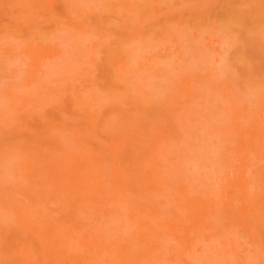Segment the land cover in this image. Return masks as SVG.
Masks as SVG:
<instances>
[{"label":"rangeland","instance_id":"374dc122","mask_svg":"<svg viewBox=\"0 0 264 264\" xmlns=\"http://www.w3.org/2000/svg\"><path fill=\"white\" fill-rule=\"evenodd\" d=\"M183 1L180 3L182 4L181 12L190 20L187 25L181 26L182 30H176L170 34V30L163 29L165 18H162L160 14L157 16L154 12L158 9L155 0L151 2L153 4L151 10L146 11L142 7L122 10V4L117 3L116 0H0V223L16 225L11 221L20 211L23 220L28 219L43 228L49 227L51 232L55 228L57 233L51 241L50 248L52 251L56 249L61 251L66 258L59 260L62 257H57L54 261L53 253H47L44 258L39 255L38 259L42 264H174V261L177 264H207L206 261L209 259L207 255L216 257L214 253L219 251L222 252L221 258L228 257V252H231L233 246L238 254L230 253L232 254L229 257L230 264L236 261L241 264H264V258L261 261L260 257L255 263L256 258L249 249L251 237L261 240L264 236V230L255 229L258 221L237 222L239 224L232 228H226L224 223L228 221V214L224 213L220 206L212 207L210 204L214 197L209 185L201 183V186L206 189L203 201L209 205L205 204V208H201L195 218L192 216L189 219L185 216L186 201L178 197V193L190 185L189 179L193 173L201 175L212 171L214 177L223 175V172L216 173L217 169H222L219 161L211 168L204 166L206 170L201 168L205 158L200 160L202 155L199 153L205 154L206 148L214 151L213 153H220L233 145L229 141L222 143L221 134L216 133L212 128L214 133L212 131L207 133L203 128L212 127L208 122L209 125L204 123L202 127L200 126L201 133L197 126L203 123L202 116L201 122L198 120V124H189V126V122L181 117L187 108L178 111L180 116L178 121L183 123L181 127L184 128L187 124L190 130H195L189 131V134L195 133L194 135L199 136L201 134V139L198 135L197 138L187 133L180 139L179 144L168 147L164 155L166 162L168 159L173 161L180 158L188 152V159L183 162L185 175L174 177L175 182L171 185L159 190L150 184L130 185L131 181L124 167L127 166L131 155L140 154L141 145L159 140L157 135L145 136L142 132L148 127L150 116L161 112V104L157 102L173 98L178 91V86L174 87L176 81H168L170 77L174 78L181 68L187 70L184 71L185 73L197 71L202 75H206L207 69H214L212 72L216 80L206 89L209 96L212 93L216 100L221 99L223 91L219 78L228 83V90L236 83L233 75L229 76L222 72L224 71L222 68H225L224 64H227L225 62L233 58L230 57L232 54H229L228 50L231 49L233 52L231 46L238 45L232 39L242 42L250 31L253 37L258 34L256 37L262 38L261 28L258 27L260 22L254 18L258 12L254 10V17L249 15L239 17L237 15L239 12L232 11L235 7L232 4L234 0H203L205 5L202 4V6L201 0ZM261 1L236 0L235 2L240 3L236 5L239 6L236 8L242 13L241 16L244 13L241 9L247 10L246 8L249 9L251 5L259 4ZM114 3L115 6L112 5ZM261 4L262 2L260 6ZM228 8L232 9V12ZM203 9L208 12L207 15L212 20L218 18L216 21L219 22H216V25L226 24L227 20L225 22L223 19L229 20L227 25L230 21L232 26L236 25L231 28L227 25L217 26L218 29H225V27L228 29L227 32L223 29L225 32L217 30L216 33V28L211 26L213 21L209 20ZM258 9L260 10V7ZM202 12L209 20L207 21V24L211 26L208 27L209 31L198 30L194 25L195 21L199 20L197 17L202 16ZM226 13L229 15L227 16ZM232 17L235 19L233 20ZM246 20L249 26L246 25ZM124 22L134 23L137 30L150 27V37L147 34L150 40L145 42L149 44L151 42L152 51L149 52L150 49L145 42L141 45L137 43L138 40L135 39L137 30L133 34L130 29H123ZM233 28L238 30L237 35L232 33L235 32ZM253 29H257V34H254ZM218 33L221 37L227 33L228 36L230 35V38L225 36L227 40L232 38L230 41L235 43L234 45L228 44L230 41L226 44L222 43L226 47L230 46L228 50L225 47L222 48L226 56L224 53V56L223 54L219 56L217 52L215 54L212 51L218 47L216 41L219 37ZM238 35L241 38L237 37ZM122 36H124L123 43L116 42ZM254 38H252L253 42L257 41ZM100 39L103 40L102 44ZM211 42L213 44H209ZM94 44L97 46L94 47ZM214 44L216 48L212 47ZM207 45H211V48ZM242 45H239L238 49ZM235 48L236 46L234 47L236 51L237 48ZM143 50L148 54L161 55L162 58L166 55L169 57L168 62L171 58L172 60L167 67L164 60L159 62L166 72L163 69L159 70L161 69L159 64L157 65L159 69L156 66L153 67L151 72L155 78L150 79L149 72L145 70L141 78L136 75L130 78L128 74H125L129 77V95L121 107L118 105L117 109L112 111L115 107L109 95L111 92L119 91L121 84L115 80L116 73L113 66L116 61H112L111 56L114 59L124 57L125 60H133V57L136 58L137 54L142 53ZM92 51L97 53V60L93 57ZM128 52H130L129 56ZM89 55L93 57V61L96 60L95 63H91L92 58ZM234 55L235 53L232 56ZM228 56L230 58L225 59L227 61H224V58L218 61L220 57ZM169 67L172 68L169 70ZM183 69L178 74L182 73ZM156 71L160 73L163 71L162 74H165L166 78L170 73L169 76H171L164 79L169 82L165 88L156 86L163 76H159L160 73ZM171 71L175 75H172ZM155 74L159 75L155 76ZM136 79L142 84H147L146 89L151 90L154 99L146 115L147 118L138 121L135 118L140 108L136 106L145 98L132 89L133 81ZM154 80L156 82H153ZM149 81L152 82L150 86H148ZM243 84L237 83L236 88L241 90ZM77 91L82 95L84 106L76 102ZM91 95L104 97L105 105L93 108V103L90 101ZM182 99L184 105L191 106L196 102V107H200L202 104L195 96ZM192 126L195 129L194 127L192 129ZM127 131L131 132V138L124 142L121 135ZM159 135L162 136L163 133ZM52 140L57 141L54 143ZM251 140L257 145H264V135L252 137ZM208 143L218 147L214 149ZM81 146L96 152V154L90 153L84 156L82 165L89 162L88 164L92 166L105 165L109 169L106 171V190L80 194L81 189L66 186V181L62 179L73 168H80L79 160H71L75 162L73 167L65 165L66 167L61 168L60 177L55 181L42 179L43 186L37 178L32 183L24 180L26 173L22 167H26V164L35 161L40 155L60 157L66 150L80 154L84 150ZM201 148H204L203 151ZM195 151L199 155H195ZM113 168L119 172L118 178L110 173ZM240 170L241 168L234 169L230 176L233 178L237 175L235 173H240ZM206 181L209 179L205 178L204 182ZM221 186L218 190L221 191L224 188L227 191L226 195L228 192L237 190V185L233 181L228 185L223 183ZM114 193L115 195L111 197ZM115 196H117L116 199H114ZM142 207H145L144 212ZM242 208V202H239L238 211ZM154 209L157 214L152 212ZM237 209L235 214H240ZM173 210L183 214L182 219L185 218V220L182 223L187 228L193 230L194 225L203 222V227L199 229L200 236H197L196 232L191 235L194 241L189 250L185 243L179 240L181 233L177 224L182 219L176 220L171 213ZM259 210L264 213L263 204ZM137 215L143 216V219L138 218ZM208 220L211 224L217 225V228L208 231L210 227ZM147 225L153 226L154 229L145 232L144 227ZM251 225H254L252 230ZM15 231L7 227L0 228L2 235L0 262L7 253L5 261L8 264L23 263L22 254L16 242L18 233ZM142 232L146 235H142ZM53 234L54 232L52 236ZM28 235L35 236L34 233ZM177 254H181L179 259ZM243 256L246 259L239 261Z\"/></svg>","mask_w":264,"mask_h":264},{"label":"bare ground","instance_id":"6f19581e","mask_svg":"<svg viewBox=\"0 0 264 264\" xmlns=\"http://www.w3.org/2000/svg\"><path fill=\"white\" fill-rule=\"evenodd\" d=\"M176 1H179V2L177 3ZM182 1L183 0H155V2L158 5V9L155 10L154 12L157 16L160 14L162 18H165L163 29L170 30V34L174 33L176 30H182L181 26L187 25V22L190 20L189 18L184 16L185 14L181 12L180 5L182 4L180 3ZM235 1L236 0L232 1V4H234L235 6L234 8L239 7L236 5H239L240 3H237ZM116 2L119 4H122V10L132 9L133 7L139 9V7H142L146 11V10H151V8L153 7L152 6L153 4H151L152 0H116ZM201 2H203L200 4L202 6V4H204L205 2L203 0H201ZM261 2L262 4L260 6ZM261 2L259 4L256 3V5L258 6L254 4L253 5L254 8L250 3L252 7L250 5H249L250 6L249 9L244 7L247 10L239 8L243 10L241 12L245 13V14L243 13V15L241 16L240 14L242 13H240L238 8H236L235 10L234 8L233 10L231 9L232 11L236 13L239 12L237 14L239 17H244L245 15L254 17V14H255L254 10L258 12L257 15L255 14L254 18L259 20L258 22H260L261 27L260 26L258 27L261 28L260 32L262 34V38L260 37L261 35L259 36L260 39L257 38L258 34L256 33V30L258 28L256 30L253 29L255 31L254 34H257L256 35L257 37L254 36L257 40V41L254 40L255 42H253V39H252L254 38L251 34L252 31L247 33L246 35L247 37L245 36L246 38H243V41L246 40L244 43H242L243 41L242 42L239 41L240 42L239 43L237 41H234L231 38L233 42H236V44L238 43V45H235L237 49L239 45L243 44L242 46L239 47L238 49L239 51L236 48H235L236 49L235 51L234 50L235 46L234 47L231 46L233 52L235 53L234 56H232L234 53L231 52V49L228 50V47L230 46L228 45V47H226L225 45H223V44L228 43V41L231 40V39L227 40L228 38L225 37V36H228L227 33L224 34L225 36L223 35V33L225 32L224 30H226L227 32L228 27L229 28L234 27L236 24L233 23L234 26H232L231 24L232 22L230 21L231 26L230 24L227 25L229 20L223 19L225 22L227 20L226 24L220 25L219 23V25H216V22H219V21H216L218 20V18L216 20L215 19L212 20L211 18H209L210 16L207 15L208 12L203 9V12L205 11L209 20L213 21L214 25L212 24L211 26L216 28V33H217V30L224 31L223 33H221V35H223L224 37H221L220 33H218L221 39L219 37L217 38L216 41L218 43V47L216 48L214 44L212 47L216 48V50L212 48L213 49L212 51L215 54L218 53L219 56H222V54L224 53V50L222 48L225 47L226 50L230 51V52L228 51L227 52L229 54H232L230 57L231 58L233 57L232 59H229L230 58L229 56L220 57V59H218V61L223 60L222 58H224V61H227L225 59H229L228 62H225L227 63L226 65L223 62L224 64L223 67L225 68H222L224 70L222 72L229 76L233 75L236 80V83L231 86L230 90H228V83L225 81H221V79L219 78L218 81L221 83L222 91H223V96L221 99L216 100L214 95H212V93L210 94V96L212 95L210 97L209 93H207L208 89H206L207 86L214 84L216 80V77L213 75V72H212V70L214 71V69L212 70L207 69L208 71L206 70V75L205 74L202 75V73L199 74L197 71L185 73L187 70H184L183 68H181L183 69V72L185 71L184 73L182 72L178 74V72L181 69L179 70L177 69L178 71L176 75L171 71V74L175 75L174 78L170 77L171 75L169 76L170 73L169 74L166 73L170 77L169 78L167 76L166 78L165 77L166 75L162 74L166 71L165 69L162 68L159 62L164 60L165 62L164 61L162 62H164L167 67V64L170 63L172 60L171 55H170L171 60L169 62H168L169 57H167L166 55L163 56L164 58L163 59L161 55L156 56V53L148 54V53H145L147 51H144V50L142 51V53L137 54L136 58L133 57V60H130V59L125 60L124 57L120 59L116 57V59H114L113 56H111V60L116 61V64L113 66V69L115 70V73H116L115 80L119 84H121L119 91L111 92L109 95L115 107L112 109V111H115L118 105L121 107V104L125 103L129 95V89H130L128 86L129 77L126 76L125 74H128L130 78H133L135 75L141 78L140 76L143 75V70H145L147 73L149 72L150 79H151L154 76L151 70L153 69L154 66H156L159 69V66H157L159 64L161 66L160 67L161 69L159 70L161 71L163 69L164 72L162 71L160 73L159 71L158 72L156 71L157 73H160V75L158 74L159 76L163 75L161 81L157 78L159 82L156 83V86L165 88L166 86L169 85L168 81H171V82L176 81V85L174 87L178 86V91H176V93L173 95V98L171 97L167 101L157 102L161 104V112L150 116L149 125L142 132L143 134H145V136L146 135H157L159 140H157L156 142H151V144L141 145L142 149H140L141 151L139 150L140 154L137 156L131 155V157L128 160L127 166H124L126 168L128 178L131 181L130 185H133V184L135 185L139 183L140 185L144 186V185L150 184V185L156 186V188L159 190L162 188H166L167 186L171 185L172 182H175L174 177L184 176L185 171L183 167V164H184L183 162L185 159H188L187 158L188 152H186V154L184 153V155H181L180 158H177L173 161H171V159H168V162H166V158L164 155L169 146L179 144L180 139L182 137H185L187 133H188L187 135L193 134V137H197L198 134L196 135H194L195 133L189 134L190 132H193L195 130L193 131L190 130L189 129L190 127H188V125L189 124L195 125V123H197L198 120L201 122V119L203 118L202 120L203 123L202 124L199 123L200 125L197 126L199 128L198 130H200L201 133H202V129H200V126L202 127L204 123H206V125L210 123L212 127L207 126L208 129L205 127L203 128L204 130L207 131V133L208 131L213 132L214 130L216 133L221 134L222 143L224 142L227 143V141H229L233 145L231 147L228 146L226 151H223V152L221 151L220 153H213L214 151L205 147L206 148V150H204L205 154L199 153L200 155H202L201 159H200V156H198L200 160H202V158L203 159L205 158V162L202 161L203 166L201 168L206 170L204 166L207 168L208 167L211 168L213 164L219 161L222 164V169H217L216 173L223 172V175L214 177L213 172L209 170H208L209 172L207 173L204 172L201 175L197 174L198 176L195 173H193V175L189 179L190 185L186 186L182 191H180L178 193V197L186 201L184 203L185 211H186V215H185L186 218L190 219L192 218V216L195 218L197 213H199L198 211L201 208H205V204L207 206L209 205V203H206L205 201H203V198L206 193V189L201 186V183L205 185H209L211 187V194L214 197L212 199L214 201L211 200L210 204L212 205V207L220 206V209H222L224 213L228 214V218H227L228 221L227 223H224V226L228 229L232 228V226L236 224L254 220V221H258L256 223V225L258 226L255 229H258V231L264 230V213L259 210V207L262 204L264 205V145H257L253 142V140H251L252 137L264 135V129H263L264 128L263 127L264 126V6H262L264 1L262 0ZM112 5L115 6L116 4L114 3ZM255 6L257 7V9L258 7H260V10L259 9L257 10ZM228 10L231 11L229 8ZM118 12L121 13V11H118ZM250 12L252 13V15ZM231 14L233 15V13ZM204 15L205 14L203 13L202 14L203 17L201 15L197 17L199 20L195 21L194 25H196L195 27L198 30L202 31V29H206L209 31V28L211 26L207 24L209 20H207V17H205ZM226 15L228 16L229 14L226 13ZM234 19L235 18H233V20ZM258 22L256 23L257 25H258ZM245 23L246 25H248L247 20L245 21ZM253 24H254V21H253ZM225 25H227L228 27H225V29L223 28L224 30L221 28L218 29L220 26L222 27ZM251 27L253 28V25H251ZM149 28L150 27L144 30H140V29L137 30V27L134 23L124 22L123 24V29L124 30L130 29L133 34L137 30L135 39L138 40L137 43H140V45L143 42L145 41L148 42L150 40L149 39L150 37ZM232 30L234 31L235 29L233 28ZM236 31L238 30H235V32H232V31L231 32L237 35ZM147 34L149 35V37H147L148 36ZM244 34L246 33L244 32ZM248 35L250 36V38ZM237 37H240V36L238 35ZM146 38H148V40H146ZM100 40H101L100 44H102L103 40L102 39ZM99 41H97L98 44H99ZM117 41L119 43H123L124 36L118 38L116 42ZM232 41H230V43L228 44L233 43ZM113 42L115 41L113 40ZM146 44H148V46L147 45L146 46L150 49L149 52L152 51L153 45L151 44V42L150 44L149 43H146ZM209 44H213V42ZM234 44L235 43H233V45ZM94 45H93L94 47L97 46V44H94ZM146 46H144L145 49H148L146 48ZM207 46L211 48V45H207ZM96 54H97L96 52L92 53L93 57L97 60ZM215 54H211V55L214 56ZM224 54L226 56V52ZM129 55H130V52H128V56ZM93 57H90L92 58L91 63L96 62V60L93 61ZM165 58L167 61L165 60ZM218 61H215V62L217 63ZM171 68L172 67H169L168 69L170 70ZM174 72H175V69H174ZM156 75L157 74H155V76ZM165 78L166 79L169 78L170 80L168 81L164 80ZM153 82H156V81L154 80ZM151 83L149 81L148 86H150ZM237 83H244L242 87L244 91H242V89L239 90L236 88ZM146 87H147L146 83L142 84L137 79L133 81L132 89L134 90V92L136 94H142L145 98L144 100L140 101V103L136 106V108H140L138 110L139 112L136 114L137 118H135V120L137 121L146 119L147 118L146 115L149 112L151 105H153L152 102L154 101V99L152 97L151 90L150 89L147 90ZM224 93L227 95H225ZM75 96H76V102L80 103L79 104L80 106H84L85 103L82 102V95L77 91ZM187 96H195V98H197L202 103L201 106L196 107V102L191 106L184 105V101L182 98L187 97ZM90 101L93 103V108L95 109L105 105L104 97H101L98 95H91ZM174 107H177V108H174ZM185 108L187 109L184 115H182L181 117H183L189 123L188 125L186 124L184 128H182L181 125H183V123H179L178 121V116H179L178 111L180 109H185ZM201 116L202 118L200 119ZM193 127L194 126H192L191 128L193 129ZM211 128L213 130H211ZM164 130H165V134H164ZM161 132L163 133L164 136L159 135ZM214 135L216 137V134ZM249 135H251V137H249ZM200 136L198 135V137ZM121 138H124L122 140L126 142L129 138H131V132L127 131L123 133L121 135ZM199 139H201V137ZM52 141L55 143L57 140H52ZM212 143L214 144L215 141ZM213 144L212 145L209 144V145H211V147H214ZM199 145L201 146V143H199ZM185 147L187 146L185 145ZM217 147L218 146L216 145L214 149ZM203 149L204 148H201L202 151ZM90 153L96 154L95 151L89 150L88 148H84V150L80 154H77L76 152L71 153L70 151L66 150L65 153L60 157L54 156V155L53 156H41L40 155L35 161L26 164V167H22V170L26 173L24 180H28L27 183H32L37 178L39 182L41 183V185L43 186L44 182L42 181V179H47V180L51 179L52 181H55L57 178L60 177L59 172L61 171V168L66 167L68 165L73 167L75 165V162L73 161L79 160L80 168L81 167L83 168L81 170H79L80 168L79 169L73 168L72 170L68 172L67 175L64 176L62 180L66 181V186H72L74 189H81L79 192L80 194L94 193L95 191L100 192L102 189L106 190L107 188L106 171H109V169L105 165L104 166H99V165L92 166V164H88L89 162L84 163L82 165V160L85 159L84 156H87ZM199 154L198 152L195 151V155H199ZM190 157L191 156H189V158ZM199 164H200V161H199ZM200 166L201 165H199V167ZM237 168H241L240 173H235L237 175H235L232 178L230 176V173L234 169H237ZM110 173L116 178L119 177V172L116 170V168L111 169ZM196 176H197V179L195 180ZM199 177L200 179H198ZM205 178L209 179V181L204 182ZM232 181L235 182V184L237 185V190L235 192H228V195H226L227 191L224 190V188L221 191L218 190V188L223 183H226V185H228ZM114 195L115 193L111 197H113ZM116 198L117 196L114 197V199ZM84 202H85V199H84ZM239 202H242L243 208L241 211L240 210L238 211L237 209V204ZM144 209L145 207H142V211ZM236 209L240 214L238 213L235 214ZM152 212L154 214H157V211L155 209L152 210ZM171 213L176 220H180L183 217V214H180L178 211L176 212L175 210H173ZM16 214H17L16 218L11 221L12 223L16 225H13L11 223H0V228H3V227L11 228V229L16 230L15 233H18L17 234L18 238L16 239L17 240L16 242L18 243V248H20V252L22 254L23 263L21 264H28V263L29 264H42V262L38 259V256L40 255L42 258H44L47 253H53L54 261L57 260V257H62L59 260L66 258V255H64L61 251L57 249L55 251H52L50 248L52 244L51 241L54 240V237L57 233L55 228L52 229V232H54L52 236V232L49 227L43 228L37 225L36 223L31 222L28 219L23 220L22 213L20 211L17 212ZM137 216L138 218L143 219V216L141 215H137ZM184 220L185 218L182 219L179 224H177L178 230L181 233L179 236V240L185 243L187 250H189V248L192 247L193 241H194L193 239L194 237L193 236L191 237V235L196 232L197 236H200L201 233L199 232V229L203 227V222H199L197 223V225H194L195 227L192 230L191 228H187L182 223L184 222ZM208 223L210 225L208 231H210L212 228L213 229L217 228V225H214L213 223L211 224L210 220H208ZM251 226H252L251 227V230H252L254 225H251ZM153 229H154L153 226H149V225L144 227L145 232L146 230H153ZM32 233H34L35 236L29 237L31 235H28V234H32ZM141 234L144 236L146 235V233L144 232H142ZM1 240H2V235L0 234V243H1ZM250 242L251 244L248 243L249 249L253 253V257L256 258L255 263L259 257L261 258V261H262L264 258V236H262L261 240L251 237ZM247 250L248 248L246 247V251ZM257 250H260V252H257ZM233 252L235 254H238L234 246L231 248V252H228V255H227L228 257L221 258L222 252H219V251L218 253H214L217 259L214 256L211 257L210 255H207L209 259L206 261V263L207 264H230L231 262H230L229 257L232 255L230 253H233ZM180 255L181 254H177V259L180 258ZM6 256H7V253L4 254V257H3L4 259L1 260L0 262L1 264H8L5 261ZM242 259H246V258L243 256L240 258L239 261H242ZM174 264H177V263H175L174 261ZM232 264H241V263L236 261Z\"/></svg>","mask_w":264,"mask_h":264}]
</instances>
